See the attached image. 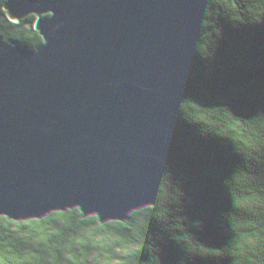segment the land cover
Segmentation results:
<instances>
[{"label": "water", "instance_id": "95a60500", "mask_svg": "<svg viewBox=\"0 0 264 264\" xmlns=\"http://www.w3.org/2000/svg\"><path fill=\"white\" fill-rule=\"evenodd\" d=\"M0 264H264V0H0Z\"/></svg>", "mask_w": 264, "mask_h": 264}]
</instances>
